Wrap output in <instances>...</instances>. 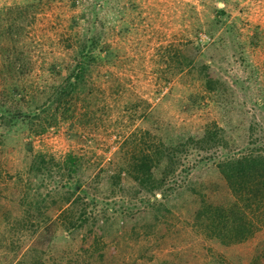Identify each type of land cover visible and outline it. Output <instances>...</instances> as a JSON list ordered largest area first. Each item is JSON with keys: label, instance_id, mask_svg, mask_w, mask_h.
Segmentation results:
<instances>
[{"label": "rangeland", "instance_id": "1", "mask_svg": "<svg viewBox=\"0 0 264 264\" xmlns=\"http://www.w3.org/2000/svg\"><path fill=\"white\" fill-rule=\"evenodd\" d=\"M29 3L32 24L21 37L12 30L27 44L32 73H42L31 76L37 83L60 82L48 73L52 63L70 75L93 36L102 37L93 54L104 59L91 66L70 116L43 132L35 119L7 137L0 234L11 236L10 221L28 208L40 206L48 222L68 212L49 230L21 233L17 253L0 247V264L22 259L28 247L49 264L79 256L99 264L100 251L112 264H264V209L244 207L253 227L243 241L211 236L198 217L205 203H242L220 163L264 153V0H0V26L14 18L8 8ZM181 55L193 61L182 71ZM204 65L218 82L210 92ZM208 129L219 137L203 141ZM153 144L163 145L160 188L148 192L125 173L119 183L112 178ZM36 155L48 163L42 173ZM69 155L75 172L63 166ZM22 196L25 203L15 200ZM96 220L103 242L78 253Z\"/></svg>", "mask_w": 264, "mask_h": 264}, {"label": "trees", "instance_id": "2", "mask_svg": "<svg viewBox=\"0 0 264 264\" xmlns=\"http://www.w3.org/2000/svg\"><path fill=\"white\" fill-rule=\"evenodd\" d=\"M33 8V3H29L24 7L8 8L7 13L14 18L10 20L9 24H1L0 26V84L4 83L5 91L2 94L6 95L5 97L0 91V98H4L2 102L0 101V130L4 129L0 134V158L4 153H7L4 147L9 134L17 132L24 123L32 124L37 119L39 125H36V128L41 129V132H43L48 126L57 123L59 118L70 116V103L84 93L91 66L95 62L104 59L103 55L95 56L93 54L102 38L101 35L93 36L85 43L75 65L69 67V70L72 71L70 75L63 76L60 65L52 63L48 73L53 77L56 76L60 82L49 83V81H45L37 83L38 81L31 78L37 71L32 73L34 69L31 63V54L28 49H24L27 44L19 43L22 40L19 38L13 40L15 37H13L12 30L15 28L18 37H21V33L26 31L34 20L33 17L31 21L30 15ZM22 16L28 22L22 21ZM5 41H9V43ZM105 55L110 57L112 53L109 51ZM181 58L185 66L180 71L189 68L193 64V61L186 55H181ZM202 71L204 72L206 89L209 92L215 90L218 82L211 76L209 67L204 65ZM41 75L42 73L36 74L39 78ZM218 137V132L208 129L203 141L214 140ZM161 146L153 144L149 151L143 150L140 155H135L132 163L127 167V171L121 169L112 178L119 183L122 179L121 174L125 173V175L133 177L148 192L160 188L163 181L158 180V177L156 178V173H158L161 163ZM36 158L39 160L38 172L42 173L41 169L44 168V165L47 166L48 163L43 155H36ZM1 164L2 162H0ZM63 166L67 168L68 172H75L77 166L75 156L69 155L68 162L63 163ZM219 168L231 189L237 192L235 194L239 196L242 203L241 205L235 203L231 209L205 203L199 210L198 217L205 220V222L208 221L206 225L212 229L211 236L243 241L252 233L253 227L250 220L245 217L244 207L250 206L252 208L254 206L257 210L264 209V153L244 154L220 163ZM5 170L9 171L10 168L6 167ZM4 178V172L0 170V181ZM24 196H28V194ZM22 197L14 199L25 203L27 197H23V199ZM41 209L40 206L37 207V210L28 208L15 223L10 221L9 228L12 234L11 236L0 234V247L6 246L9 248V252L17 253V250L23 244L20 242L23 239L21 233L27 232L33 236L40 230L42 225H45L48 228L45 229L49 230L52 228V226H49L52 222V225L56 226L58 221L61 220L60 218L65 217L68 212V210L63 211L64 213L61 212L56 218H50V222H48L49 218ZM85 213H82L85 217L80 220L82 224L88 223L90 219L88 214ZM103 227L96 220L89 228L84 230L81 250L78 253H87V247L98 246L100 242H103V232L105 231ZM100 252L99 264H112L106 260V253H103L104 251ZM45 256L44 251L28 247L22 259H14L11 262L12 264H49L45 260ZM78 258L80 260L73 259L69 262H53V264H92L82 261L80 256Z\"/></svg>", "mask_w": 264, "mask_h": 264}]
</instances>
